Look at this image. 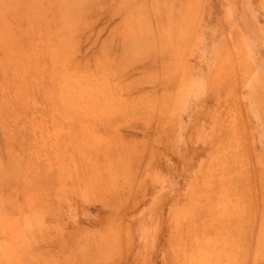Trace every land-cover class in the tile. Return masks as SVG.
Returning a JSON list of instances; mask_svg holds the SVG:
<instances>
[{
    "label": "rangeland",
    "instance_id": "1",
    "mask_svg": "<svg viewBox=\"0 0 264 264\" xmlns=\"http://www.w3.org/2000/svg\"><path fill=\"white\" fill-rule=\"evenodd\" d=\"M205 4L102 71L111 0H0V264H264V0Z\"/></svg>",
    "mask_w": 264,
    "mask_h": 264
},
{
    "label": "crops",
    "instance_id": "2",
    "mask_svg": "<svg viewBox=\"0 0 264 264\" xmlns=\"http://www.w3.org/2000/svg\"><path fill=\"white\" fill-rule=\"evenodd\" d=\"M205 7V0H111V16L109 18L111 28L105 37L103 36L101 40L97 41V66L103 63V65L99 67L102 71L113 70L115 69L114 58L121 61L123 57L124 59L128 58L130 54L134 53L136 41L139 39V36H137V24L142 23L143 25V14L145 13H149L150 16H155V23L157 25L156 33H158V31L164 33L165 28L163 24L166 18L167 22L171 25V29L168 28V31L170 33H172V31L174 32V34L168 38L172 41V36H175L177 45L180 41L182 46V49L181 47L178 49L180 50L178 54L188 55L190 52L195 51V45L198 42L201 44ZM134 25H136V27H134ZM166 42H168L167 44L170 43V41ZM171 48L172 46L169 45V49ZM175 48L176 47H174L173 50ZM107 60L111 62L110 65L105 64ZM117 69L128 70L126 68ZM170 102L178 103L179 101L172 98ZM182 128L181 130H187V132L190 130V127H186L185 125H183ZM181 130L179 127L176 131L173 126L172 134L175 135ZM71 231L75 233L79 231V229L64 232V237H71L73 234ZM54 242L57 244L55 248L58 246V249H60L59 246H63L64 249L73 247L75 250L63 257H61V251H59L58 255L50 257L52 263H60L61 261H63L64 264H91L103 262V256L99 253L98 244L95 246L94 253L91 254L80 250V248L88 247L86 241L82 239L71 242L65 238L64 240H59V237H57V239H54ZM52 260H55V262Z\"/></svg>",
    "mask_w": 264,
    "mask_h": 264
}]
</instances>
